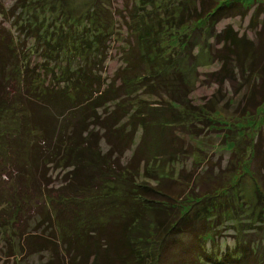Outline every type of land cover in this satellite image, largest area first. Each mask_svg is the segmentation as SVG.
<instances>
[{
	"label": "trees",
	"instance_id": "16d2710c",
	"mask_svg": "<svg viewBox=\"0 0 264 264\" xmlns=\"http://www.w3.org/2000/svg\"><path fill=\"white\" fill-rule=\"evenodd\" d=\"M14 1L19 33L13 36L0 27V150L9 153L0 156L8 167L16 166L20 185L15 189L16 184L2 180L0 188L12 189L0 190V196L7 195L0 200L9 202L12 215H22L33 203L27 187L40 190L45 165L58 167L63 177L53 192L42 191L52 208L39 207L33 231L23 237L30 252L39 253L34 264H264V245L259 252L242 236L230 244L216 239L222 213L213 210L220 186L187 193L164 171L174 169L190 147L182 133L206 125L204 110H213L210 98L191 103L192 85L181 71L180 61L193 55L188 42H197L193 31L200 21L214 24L241 13L244 4L125 0L117 12L124 27L121 63L104 81L105 41L114 38L115 30L109 14L100 18L97 0L86 11L88 26L79 30L72 27V15L63 14L62 0ZM259 11L249 18L253 37L229 26L216 34L218 66L204 75L217 89L223 82L233 91L243 88L233 107L239 116L264 106V15L257 28ZM60 13L61 21H53ZM184 27L187 39H180V47L170 45ZM20 34L33 41L28 52L20 50ZM31 56L38 60L30 63ZM262 126L264 136V108ZM8 133L22 134L25 141H9ZM259 142L251 146V158ZM131 146L123 161L122 152ZM259 166L255 172L264 174ZM253 172L261 207L256 222H264V188ZM183 192L192 210L179 203ZM7 224L0 219V225ZM46 229L47 236L41 237L39 231Z\"/></svg>",
	"mask_w": 264,
	"mask_h": 264
},
{
	"label": "rangeland",
	"instance_id": "374dc122",
	"mask_svg": "<svg viewBox=\"0 0 264 264\" xmlns=\"http://www.w3.org/2000/svg\"><path fill=\"white\" fill-rule=\"evenodd\" d=\"M124 1L125 0H97L96 3L98 7H101L102 15L100 18L104 19V15L106 16V14H109V18L114 22L113 29L115 30L114 38L110 36V38L105 41V59L102 61V70H100L101 77L105 79L104 81L109 79L115 67L121 63L119 54L122 39L124 38V32L122 31L124 27L120 25L122 18L119 15L121 14L120 11H123L121 7L124 5ZM158 1L160 2L161 0ZM162 1L171 3L181 0ZM188 1L191 2V0ZM240 1L244 4V9L241 10V13L222 16L215 21L214 24L200 21L193 31V35L197 37V42L192 41L187 44L191 48V53L193 55L191 57L184 56V60L180 61V64L182 73L185 74L192 85L188 93L189 99L193 104H200L210 98V100H212L213 110H204L203 116L205 117H201V119L207 122L206 125H192L190 134L182 133L185 139L184 144L187 145V143H189L190 147L185 148L186 152L180 161L173 166L172 164L170 165V167L172 166L174 169L165 168L164 171L171 174L172 177H174V181H177L176 184L180 185L187 193L188 190H197L199 186L201 188L206 185L208 187L213 185L220 186V188L218 187L220 199H215L216 204L213 210H220L222 213V221L217 225V232H219V234L216 236V239L220 241L221 244H230L233 240L237 239L236 235L239 237L242 236L244 239H248V242L255 247L256 251L260 252V249L264 245V222H256V219L259 217L256 213L261 207L256 202V186L251 177V169L254 170L252 175L254 174L259 186L263 189L264 180L261 181V179H264V174L257 172H260L259 169L261 167L259 165L264 167V163L260 162V160L264 159V136L261 133L263 128L262 110L264 106L262 105L259 107L254 114L239 116L234 112L233 107L243 88L238 91H233V87L229 83L223 82V85L217 89L215 83L204 77V75L209 74L218 66V62L213 58V51L217 44H219L217 43L216 34L219 33L221 29L229 26V28L236 31L238 35H243L247 38L253 37L254 30H252V27L254 26V21L251 23L249 18L251 13L256 9L258 11L262 10L259 11L257 15L258 22L256 27L258 28L260 19H262L264 15V0ZM14 2V0H0V27L7 29L13 36L19 33L18 31L20 29L17 25V20L20 16L18 12L19 8H17V4L13 6ZM62 2L64 6L62 9L63 14L68 11L74 18L72 19L74 24L72 27L76 26L74 28L79 30L82 29L84 25L88 26L86 11L91 4L95 3V0H62ZM117 12H120V14L118 15ZM63 14L60 13L56 15V19L53 21L60 22V18H63ZM205 27H207L206 32L200 37ZM185 29L186 27H184L183 30L178 29L180 37L173 40L170 45L173 43L180 47L179 43L182 42L180 39H187V37L183 35ZM188 29L186 32L189 31ZM23 38L25 37L21 34L18 37L20 40L19 44L21 45L20 50L28 52V47L30 48L32 46L31 44L33 41L29 37H27V39ZM196 43L201 44V46L193 48ZM24 47H27V49L25 50ZM171 51L173 52L174 49H171ZM31 58L32 60L30 63L38 60V58H34L33 56H31ZM32 136L33 134L28 133L29 138ZM23 137L22 134L20 136V134L16 133L14 135L9 134L7 139H9V141L15 140L16 142H20L21 140L25 141ZM258 138H260V149L257 153H254L251 158L250 148ZM26 143L28 145L32 144L29 140ZM131 149H133L132 146L122 152L121 156H123V161L130 155ZM4 151L0 150V155L8 156L9 153H4ZM27 154L29 153L27 152ZM3 156H0V163L6 162L7 160V158ZM12 162L16 165L14 158ZM181 164H183V170L179 173L178 170ZM8 166L9 163L7 165V162L5 164H0V183L2 180L4 181L3 184H5V180L6 184L10 181L14 183V185L16 184L15 189H18L19 187L17 186H19L20 183L17 177V175H19L16 171L17 168L16 166ZM42 170L45 171V175L41 178L39 177V180H41L39 185V187H41L40 190L27 187L29 190L28 197L33 201L31 209H29L28 212L25 211L22 215H12L13 213L10 212L12 208L9 202H2L0 200V219H6L9 224L0 225V264H34L38 261L39 253L30 252L32 248L23 242V237L26 233L33 231V221L39 217L37 213L39 207L42 206L43 210L46 209L45 206H50L52 208L51 204L48 205L47 202L43 201L44 195H42V191L53 192L55 186L58 185L59 181L63 178L62 172H59V168H54L51 164L45 165ZM10 176H12V178H10ZM175 182L172 184L176 185ZM8 189L10 190L12 188L8 186L0 188L2 193H5ZM6 196L7 195L3 194L0 198L3 199ZM179 201V203L185 204L184 207L190 206L189 209H193V205H189L190 200H188L186 193L181 196ZM36 205L40 206L37 207ZM175 207L180 208L182 206L176 205ZM35 215H37V217H35ZM258 225L260 226L257 227ZM39 232L41 237H45L47 236L46 234H48L47 229L45 232ZM54 235H56V231H54ZM43 254H45V258L47 252H43Z\"/></svg>",
	"mask_w": 264,
	"mask_h": 264
}]
</instances>
